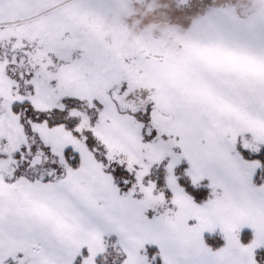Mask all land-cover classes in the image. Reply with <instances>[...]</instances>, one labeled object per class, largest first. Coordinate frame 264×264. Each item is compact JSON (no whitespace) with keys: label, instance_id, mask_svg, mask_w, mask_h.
I'll return each mask as SVG.
<instances>
[{"label":"snow or ice","instance_id":"1","mask_svg":"<svg viewBox=\"0 0 264 264\" xmlns=\"http://www.w3.org/2000/svg\"><path fill=\"white\" fill-rule=\"evenodd\" d=\"M0 264H264V0H0Z\"/></svg>","mask_w":264,"mask_h":264},{"label":"rangeland","instance_id":"2","mask_svg":"<svg viewBox=\"0 0 264 264\" xmlns=\"http://www.w3.org/2000/svg\"><path fill=\"white\" fill-rule=\"evenodd\" d=\"M206 236H207V234H206ZM209 243H222V240H220L219 237H217L215 241L209 240Z\"/></svg>","mask_w":264,"mask_h":264}]
</instances>
